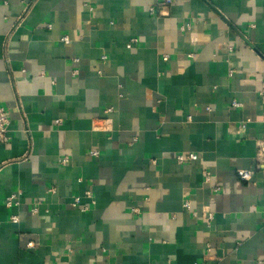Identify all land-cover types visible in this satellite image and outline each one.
Masks as SVG:
<instances>
[{"label":"crops","instance_id":"1","mask_svg":"<svg viewBox=\"0 0 264 264\" xmlns=\"http://www.w3.org/2000/svg\"><path fill=\"white\" fill-rule=\"evenodd\" d=\"M159 1L0 0V264H264V0Z\"/></svg>","mask_w":264,"mask_h":264},{"label":"built area","instance_id":"2","mask_svg":"<svg viewBox=\"0 0 264 264\" xmlns=\"http://www.w3.org/2000/svg\"><path fill=\"white\" fill-rule=\"evenodd\" d=\"M23 7H24V13H27L32 5L37 1V0H17ZM176 0H160L156 6L152 7L149 9V12L151 15H159L161 16L164 14L165 10H167L169 7H171ZM21 21V20H20ZM186 29H189L185 26L181 28L182 31H185ZM61 41L65 44H70L71 40L69 37L65 36L61 39ZM136 43V40H132L128 45L127 48L130 50L134 47V44ZM191 58L194 57V55L190 56ZM105 59V58H104ZM164 61H168L169 57L164 56L163 58ZM234 71L230 72L229 76H233ZM261 95H264V91L261 92ZM231 108H240L242 107V104H240L238 101H232L230 104ZM246 124L244 123L240 126V130L245 131L246 130ZM9 132H10V116L9 112L4 108L0 106V143L2 144H7L9 142ZM100 152L98 150H92L91 151V156L92 157H99ZM199 159L197 154H178L175 158L176 162L179 165H183L186 163H194L197 162ZM256 160L258 164L264 165V140L259 141L257 144V150H256ZM60 163L64 166L69 164V158L65 157L60 160ZM238 178L243 181V182H251L254 176V172L252 171H246V170H240L237 172ZM203 179L205 183H208L212 179V173L209 170H204L203 171ZM218 190H216L217 192ZM49 193L54 194L56 192L54 187H51L48 190ZM83 199L89 200L88 205H83ZM6 205L8 208H15L20 206V197L19 194H12L10 195L7 200H6ZM42 205L41 201H36L35 204L33 205V208L31 210V214L33 216L38 215L40 211V206ZM95 205V200L91 194L90 191L85 192L83 197H74L71 199L70 206L73 208H79L81 212L86 213L89 212L92 207ZM184 209L188 211L193 218H198L199 213L195 210H193L191 202L190 201H185L184 203ZM133 214H138L139 211L134 208L132 210ZM204 218L207 220L208 223H212L215 219L214 213H212L210 210H205L203 213ZM20 221L19 217L17 215H13L11 217V222L14 224H18ZM209 224V226H210ZM29 249L35 248L33 243H30L28 245ZM211 246H207V251L211 252Z\"/></svg>","mask_w":264,"mask_h":264}]
</instances>
